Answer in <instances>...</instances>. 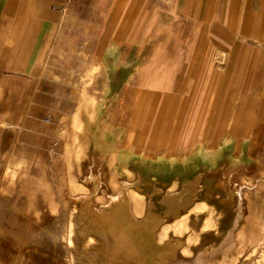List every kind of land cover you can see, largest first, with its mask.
Returning a JSON list of instances; mask_svg holds the SVG:
<instances>
[{
	"label": "rangeland",
	"instance_id": "374dc122",
	"mask_svg": "<svg viewBox=\"0 0 264 264\" xmlns=\"http://www.w3.org/2000/svg\"><path fill=\"white\" fill-rule=\"evenodd\" d=\"M215 5L144 20L136 46L114 34L88 52L80 35L48 65L0 57V264H81L104 241L78 214L91 172L100 212L138 181L135 216L162 221V264H264V5ZM148 160L176 169L142 176ZM184 174L197 202L174 195Z\"/></svg>",
	"mask_w": 264,
	"mask_h": 264
},
{
	"label": "crops",
	"instance_id": "0c3cea01",
	"mask_svg": "<svg viewBox=\"0 0 264 264\" xmlns=\"http://www.w3.org/2000/svg\"><path fill=\"white\" fill-rule=\"evenodd\" d=\"M207 3L216 4V17L221 16L223 4H231L233 17L241 3H260L259 13L264 0H0V57L26 67V60L37 51L38 59L48 65L51 52L77 50L75 36L80 35L86 36L81 43L88 52L110 50L114 34L122 36L123 48V43L125 48L136 46L141 43L144 20L157 21L164 10L172 18L189 19L193 12L201 17ZM90 57L88 65H94ZM216 59L224 62L221 54Z\"/></svg>",
	"mask_w": 264,
	"mask_h": 264
},
{
	"label": "bare ground",
	"instance_id": "6f19581e",
	"mask_svg": "<svg viewBox=\"0 0 264 264\" xmlns=\"http://www.w3.org/2000/svg\"><path fill=\"white\" fill-rule=\"evenodd\" d=\"M175 169V166L168 164H155L148 160L142 164L140 172L142 176L151 175L152 173H158L161 176H170ZM93 173L91 172V176H89L90 180H86L88 183H91L93 194H84V197H86L87 200L85 198L83 200H85L84 202L86 204H81L78 214L87 225V228L91 226L94 229H97L105 239L104 241L101 240L100 245L95 249L89 251L86 250L84 252L85 259L81 261V264H162L163 258L168 252H170L169 244H159L154 235L158 224L162 221L159 223L160 219L157 217L158 219L156 221H147L146 223H143L142 221L141 223V218L138 219L135 216V209L138 207L137 202L131 193V188L135 187L138 181L133 182L123 179L121 181L122 189L115 194L109 195L108 204L100 212L96 208V202L93 198L99 193L104 182L100 175ZM199 174H201V172ZM85 178L86 177H84V179ZM194 180L196 179L194 178ZM181 183L183 186L182 190L174 195H176L178 199L180 198L181 202L185 201L188 203L191 199V202H197V191L190 187L194 182L184 174ZM187 193H190L189 195L191 199L190 197H186ZM141 204L143 205L142 200ZM211 219L213 218L211 217ZM207 225L208 224L206 223L205 227ZM110 258L113 260L112 262L108 261ZM75 264L80 263L76 262Z\"/></svg>",
	"mask_w": 264,
	"mask_h": 264
}]
</instances>
